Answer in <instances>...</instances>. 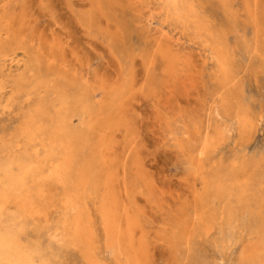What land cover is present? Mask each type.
Returning a JSON list of instances; mask_svg holds the SVG:
<instances>
[{
	"label": "rangeland",
	"instance_id": "374dc122",
	"mask_svg": "<svg viewBox=\"0 0 264 264\" xmlns=\"http://www.w3.org/2000/svg\"><path fill=\"white\" fill-rule=\"evenodd\" d=\"M168 1L0 0V81L13 90L17 74L28 75L31 68L35 79L45 77L48 82L65 72L64 77L77 85L79 93L85 88L99 109L110 90L134 84L129 106H125L127 117L110 134L106 167L116 170L120 192L128 187L131 197L124 196L123 201L139 200L136 219L142 226L139 231L145 232L139 233L146 236L147 256H152L151 261L147 257V264H239L240 249L246 243L225 242L223 248L221 235L217 244L208 243L200 233L193 243L186 239L200 197H208L211 184L207 177L211 160L202 163V177L193 174L189 162L192 156L200 158L192 149L211 130L214 105L222 108L223 98L232 96L230 91L237 92L231 97L232 105H248L253 115L261 114V121L247 140L231 133V140L218 147L215 164H243L249 174L264 178V0H180L189 7L183 10L184 22L167 10ZM198 21L203 24L201 32ZM212 39L222 43L225 58L234 65L235 82L227 92L216 82L219 63ZM257 45L261 54L255 53ZM16 60L21 67L15 65ZM33 92L15 93L19 106L0 111V139L3 132L10 134L19 125V108L29 109L38 95ZM55 97L50 91L48 98ZM191 118L202 132L193 129L198 125L189 122ZM227 120L220 115L214 122L226 125ZM78 122L74 117L73 123ZM259 161L263 162L257 170ZM215 208L222 210L223 204L216 203ZM43 242L48 244L46 238ZM104 245L102 241L99 256L103 262L118 264L105 253ZM71 250L60 256L59 263L82 264L78 251Z\"/></svg>",
	"mask_w": 264,
	"mask_h": 264
},
{
	"label": "bare ground",
	"instance_id": "6f19581e",
	"mask_svg": "<svg viewBox=\"0 0 264 264\" xmlns=\"http://www.w3.org/2000/svg\"><path fill=\"white\" fill-rule=\"evenodd\" d=\"M166 8L175 18L186 21L183 10L189 7L180 0H169ZM196 23L201 32L203 24ZM211 35L213 38L214 34ZM213 42L214 46H211L219 63L216 82L227 92V87L235 82L234 65L227 55L225 58L222 43ZM258 49L255 53L261 54ZM15 65L21 67V61ZM30 70L28 75L17 74L13 90H8L5 80L0 81V111L4 113L14 108L17 103L14 94L22 89H33V93L38 94L28 110L23 111V106L19 108V125L10 134L3 132L0 139V264H62L59 263L60 256L71 249L78 251L85 264H108L99 256L103 250L102 241L105 253L108 252L115 263L147 264L150 250L147 240L144 241L146 236L140 235L143 232L139 231V226H142L136 219L139 209L135 206L139 200L134 198L131 202H124V196L131 197L128 187L125 193L120 192L115 184L116 170L106 167L110 161V134H113L115 124H122L126 119L125 106L129 104L131 89L135 85L125 81L123 87L113 92L110 90L105 103L99 102L103 104L99 109L95 102H91L85 88L79 93L77 85L64 77L65 72L57 76V80L48 82L45 77L35 79L33 68ZM63 85L67 89L62 88ZM50 91L56 94L55 98H48ZM236 93L230 91L229 95L235 97ZM232 96L223 98L221 110L218 109L219 103L214 105L208 125L211 124V130L208 129L199 146L192 149L200 156L198 158L192 151L195 156L191 157L189 164L193 174L202 177V163L211 160L207 176L211 184L208 197H200L190 236L186 239L193 243L200 233L208 238V243L219 242L221 235L223 248L225 242L235 246L246 243L240 249L239 264H264V178H255L249 174L248 166L243 169V164L233 162L225 167L215 164L218 147L231 138V133L234 132L238 139L247 140L257 131L261 121V114L253 115L248 105H232ZM220 115L228 118L226 125L215 124ZM74 117L78 118V124L73 123ZM191 120L189 122L195 123ZM196 123L198 126L193 129L201 131L200 124ZM261 162H256L257 170ZM216 203L223 204L222 210L215 208ZM224 225L227 228H223ZM186 228L182 237L186 236ZM44 238L48 240L46 245Z\"/></svg>",
	"mask_w": 264,
	"mask_h": 264
}]
</instances>
